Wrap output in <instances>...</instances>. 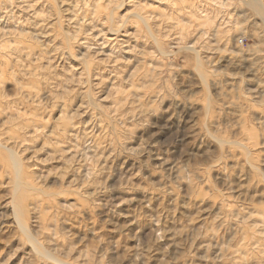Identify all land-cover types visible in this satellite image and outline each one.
Returning <instances> with one entry per match:
<instances>
[{
  "label": "rangeland",
  "instance_id": "374dc122",
  "mask_svg": "<svg viewBox=\"0 0 264 264\" xmlns=\"http://www.w3.org/2000/svg\"><path fill=\"white\" fill-rule=\"evenodd\" d=\"M251 1L0 0V264H264Z\"/></svg>",
  "mask_w": 264,
  "mask_h": 264
},
{
  "label": "bare ground",
  "instance_id": "6f19581e",
  "mask_svg": "<svg viewBox=\"0 0 264 264\" xmlns=\"http://www.w3.org/2000/svg\"><path fill=\"white\" fill-rule=\"evenodd\" d=\"M251 3L252 4H254L255 6H256V9H257V11L258 12H260V16L262 17V19H263V21H264V8L262 7V6H260L259 4H258V2L256 1V0H252L251 1ZM112 39V38H111ZM12 158H10V159H12V161H13V163H14V165L16 166V168H18L19 167V165H18V160L15 158V157H13V156H11ZM14 166V167H15ZM15 169V168H14ZM19 171V170H18ZM16 172H17V170H16ZM17 174V173H16ZM17 214V213H16ZM21 225V224H20ZM34 248H35V246H34ZM37 248H35V250H36ZM38 251V250H37ZM57 261V260H56Z\"/></svg>",
  "mask_w": 264,
  "mask_h": 264
}]
</instances>
